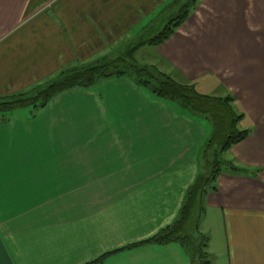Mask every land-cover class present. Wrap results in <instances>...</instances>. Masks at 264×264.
Segmentation results:
<instances>
[{
	"label": "crops",
	"instance_id": "1",
	"mask_svg": "<svg viewBox=\"0 0 264 264\" xmlns=\"http://www.w3.org/2000/svg\"><path fill=\"white\" fill-rule=\"evenodd\" d=\"M173 1L0 0V97L95 64L160 22ZM145 47L200 95L233 99L238 128L249 135L225 158L244 173L224 168L217 177L201 231L210 264H264V0H198L167 41ZM53 103L38 112L45 127L37 118L18 130L0 127V152L43 144L73 152L82 180L132 184L143 194H15L17 183L0 176V214L13 216L0 230V264H90L106 255L98 264H192L180 243H140L178 219L202 169L208 122L127 77Z\"/></svg>",
	"mask_w": 264,
	"mask_h": 264
},
{
	"label": "trees",
	"instance_id": "2",
	"mask_svg": "<svg viewBox=\"0 0 264 264\" xmlns=\"http://www.w3.org/2000/svg\"><path fill=\"white\" fill-rule=\"evenodd\" d=\"M197 2L198 0L185 2L173 16L163 20L158 30L154 32L153 39L140 42L136 47H128L117 59H105L98 64L65 70L44 89L41 85L22 94L0 97V114L14 113L26 107L42 108L58 95L78 88H92L101 79L127 77L147 89L156 98L178 103L183 110L194 115H202L211 121L213 135L201 152V158L204 160L203 171L189 187L178 219L173 225L140 243L161 245L180 243L190 255L192 264H210L208 238L201 231L204 198L208 192L217 190L216 180L223 171V167L229 168L234 173H244L243 170L224 160L222 155L232 146L243 142L249 133L239 130L238 123L241 117L235 113L231 97L218 99L200 95L192 83L166 75L156 67L139 66L134 58V54L140 47L159 46L167 41L186 21ZM37 90L42 91L37 93ZM107 256L90 264H98Z\"/></svg>",
	"mask_w": 264,
	"mask_h": 264
},
{
	"label": "rangeland",
	"instance_id": "3",
	"mask_svg": "<svg viewBox=\"0 0 264 264\" xmlns=\"http://www.w3.org/2000/svg\"><path fill=\"white\" fill-rule=\"evenodd\" d=\"M187 1L188 0L173 1L172 4L168 5L160 13V16L158 15V17H156L155 22L161 19L160 22L156 23V25L154 26L150 25V27H148L147 30L143 32L142 36L140 34L134 38H129L124 40L119 46L114 47L110 51V53H106L107 56L100 57V59L95 64L103 62V60L105 59H117L122 54L121 52L127 49L128 47L130 46L136 47L140 42L153 39L155 35L154 32L158 30L157 28L159 27L160 24H162L163 20H166L167 18L173 16V14L176 13L178 9L181 8V6L185 4V2ZM142 48L143 46L139 48L141 50L140 53H139L140 50L138 49L134 54L136 64H138L139 66L156 67L157 70H159L160 72L166 75H170L168 71L164 70L159 65L156 66L155 63H153L154 62L153 55L151 53L153 52L154 48L152 47H145L143 49ZM59 75L56 76L54 79L50 80L49 82L45 83L42 89L48 87L52 81H54L59 77ZM105 81H106L105 79H101L102 83H104ZM98 84H96L95 86H97ZM96 88L97 87H95L94 90ZM39 91L42 90H37V93ZM67 96H71V95H67ZM57 97L58 96L53 98L47 106L42 108L35 109L32 107H26L14 113L13 112L7 113L5 115L0 114V127L17 125L16 129L18 130L25 126L26 123L24 122V120L30 121L32 119L37 118L36 121H38V123L43 122V120L39 118L40 113L38 112L42 110H53L54 108L53 102L57 99ZM218 99H225V98L218 97ZM61 100H64L63 103L64 108L69 106L68 102L70 100V97H62ZM198 116H201V118L203 117L202 115H198ZM205 121L208 122V135H209L208 140H209L213 135V131H214L213 124L211 121L207 120L206 118H204L203 121L204 124H206ZM44 123L45 121L42 124H40V126L45 127ZM27 125L30 126V123H27ZM49 127H50V123L48 128ZM50 130H53V128H51ZM46 133H48L47 130ZM46 139H48V137ZM42 146L43 147L41 148L38 146L33 147L31 145H27V150L24 151L5 150L0 152V160H2L4 163L3 167H0V176H5L4 179L7 178V181L11 183V185L13 183H17L15 189L11 187V191L15 192V194H143L141 190L133 189L132 184H123V183L105 184L101 182L89 183L87 181H84L82 180L84 178H79L78 173L77 174L73 173V161H74L73 152L56 150L54 147L45 144H43ZM110 147L112 148V146ZM225 154L222 155V158L227 161V159L225 158ZM200 163L202 164V169H201L202 172L204 167V160H202L201 157H200ZM55 217L59 218L58 215H56ZM61 217H66V216L63 215ZM12 218L13 216L0 214V225H1L0 230L3 233L7 232L6 225H8L10 221H12ZM20 218H23V216H20ZM13 223L16 225H20L19 223L17 224V222L16 223L13 222ZM60 225H61L60 231H62L63 227L66 224H60ZM51 229H53L55 232V229H57V227L53 225L51 226Z\"/></svg>",
	"mask_w": 264,
	"mask_h": 264
}]
</instances>
